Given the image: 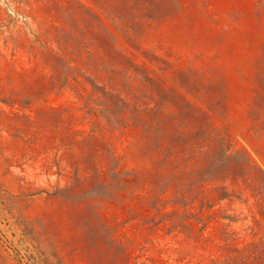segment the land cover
Instances as JSON below:
<instances>
[{"label":"rangeland","instance_id":"374dc122","mask_svg":"<svg viewBox=\"0 0 264 264\" xmlns=\"http://www.w3.org/2000/svg\"><path fill=\"white\" fill-rule=\"evenodd\" d=\"M0 264H264V0H0Z\"/></svg>","mask_w":264,"mask_h":264}]
</instances>
